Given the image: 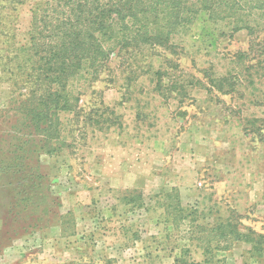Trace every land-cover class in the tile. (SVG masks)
<instances>
[{"label": "rangeland", "instance_id": "374dc122", "mask_svg": "<svg viewBox=\"0 0 264 264\" xmlns=\"http://www.w3.org/2000/svg\"><path fill=\"white\" fill-rule=\"evenodd\" d=\"M38 2L0 0V264H264V29L202 11L169 47L115 49L56 141L20 111ZM221 224L242 240L206 250Z\"/></svg>", "mask_w": 264, "mask_h": 264}, {"label": "trees", "instance_id": "16d2710c", "mask_svg": "<svg viewBox=\"0 0 264 264\" xmlns=\"http://www.w3.org/2000/svg\"><path fill=\"white\" fill-rule=\"evenodd\" d=\"M202 11L211 20L231 23V29L245 30L249 34L257 28L264 29V0L38 2L31 8L28 45L18 58L21 88L25 92L20 104L22 119L26 118L36 133L57 141L59 113L73 112L77 108L79 98L72 88L75 80L98 78L117 48L131 54L144 46L169 47L172 34L192 23ZM56 148L53 146L50 151ZM171 192L165 193V197L174 195L179 202L176 189ZM41 197L45 196L38 195L37 199ZM180 207V203L167 206L179 221L183 217ZM224 226L221 224L213 230L200 227L201 231L217 230L216 234L202 238L206 250L213 241V248L220 249L227 245L225 243L242 240L243 234L237 230L235 236L229 238L231 232Z\"/></svg>", "mask_w": 264, "mask_h": 264}, {"label": "crops", "instance_id": "0c3cea01", "mask_svg": "<svg viewBox=\"0 0 264 264\" xmlns=\"http://www.w3.org/2000/svg\"><path fill=\"white\" fill-rule=\"evenodd\" d=\"M253 189V188H252ZM246 193H247V199H250V200H253V202L256 200V197H255V195L250 191V188L248 189L247 188V191H246ZM242 202H244V201H246V200H241ZM249 204H253L252 202H250V203H248V205ZM10 260H8V262H9Z\"/></svg>", "mask_w": 264, "mask_h": 264}]
</instances>
